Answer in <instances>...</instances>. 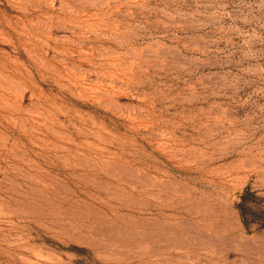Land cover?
<instances>
[{"label":"rangeland","instance_id":"374dc122","mask_svg":"<svg viewBox=\"0 0 264 264\" xmlns=\"http://www.w3.org/2000/svg\"><path fill=\"white\" fill-rule=\"evenodd\" d=\"M0 264H264V0H0Z\"/></svg>","mask_w":264,"mask_h":264},{"label":"trees","instance_id":"16d2710c","mask_svg":"<svg viewBox=\"0 0 264 264\" xmlns=\"http://www.w3.org/2000/svg\"><path fill=\"white\" fill-rule=\"evenodd\" d=\"M246 192H247V190H246ZM240 215H241L242 220H243L244 222H246V219H245L244 214H243V213H240Z\"/></svg>","mask_w":264,"mask_h":264}]
</instances>
